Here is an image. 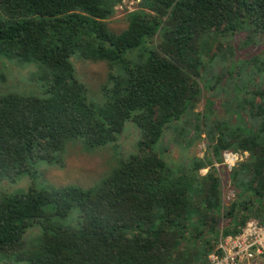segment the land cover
Masks as SVG:
<instances>
[{
  "label": "trees",
  "instance_id": "obj_1",
  "mask_svg": "<svg viewBox=\"0 0 264 264\" xmlns=\"http://www.w3.org/2000/svg\"><path fill=\"white\" fill-rule=\"evenodd\" d=\"M124 1L0 0V55L38 63L48 81L42 95L0 94V183L31 177L26 189L0 194V256L208 264L221 237L251 219L264 226V58L235 72L230 43L236 34L245 46L264 35V0H140L115 33L109 20ZM73 55L108 64L102 103L92 101ZM205 90L216 98L199 112ZM130 121L142 134L137 152L97 184H35L38 163L64 167L71 143L96 153ZM171 131L180 145L205 137L207 155L167 160V145L156 147ZM225 151L248 154L228 174L237 195L227 207L216 167ZM36 226L41 233L28 244Z\"/></svg>",
  "mask_w": 264,
  "mask_h": 264
},
{
  "label": "rangeland",
  "instance_id": "obj_2",
  "mask_svg": "<svg viewBox=\"0 0 264 264\" xmlns=\"http://www.w3.org/2000/svg\"><path fill=\"white\" fill-rule=\"evenodd\" d=\"M139 3L140 0H126L116 8L115 15L109 20V27L113 32L121 33L127 28V15L137 10ZM243 39V35L236 34L233 41L230 42L234 46L236 56L233 61L235 65L233 66L232 61H229L228 66L232 65L237 68L235 72L238 73L243 68L245 61H251L255 57L264 58V35L258 37L256 44L247 46L244 45ZM72 62L78 76L91 89L90 96L92 101L96 104L102 103L101 86L107 78L109 71L108 64L106 62L93 63L82 59L78 55L72 56ZM249 70L246 72L248 73ZM217 71L220 72V67L217 68ZM44 77L45 71L38 63H21L13 57L0 55V94L17 92L42 95L48 83ZM203 84L205 85L206 83L204 82ZM213 93V91L209 90L204 91L205 98L199 103L197 111L202 112L204 110L207 97L216 98ZM220 106L219 100L216 108L220 109ZM172 138L174 139V133L172 131L168 132L165 143L162 140L156 147L158 150L164 144L167 145L168 148L164 152V157L171 162L177 163L193 157L204 158L208 153L205 137L190 146L184 143L181 145L175 144ZM141 139L142 134L140 129L134 122L130 121L126 123L116 143L101 147L96 150V153H86L79 145L71 143L65 156L64 167L59 168L40 162L35 165L36 173L33 180L39 187H61L74 184L83 188H89L97 184L119 161L127 159L130 155L136 153L138 150L137 145ZM241 154L243 161L248 158L247 153ZM216 167H218V174L221 179L223 204L227 207L235 200L237 190L230 181L228 176L230 170L224 165V160L222 164H216ZM208 170V168L202 170L201 174L205 175ZM30 179V176H22L15 183L5 179L0 183V194L13 195L22 189H26L31 183ZM221 227L224 228V224ZM40 231V228L37 226L30 229L24 237L25 242L34 245L41 233ZM0 264L30 263L28 261L17 262L14 256H0Z\"/></svg>",
  "mask_w": 264,
  "mask_h": 264
},
{
  "label": "built area",
  "instance_id": "obj_3",
  "mask_svg": "<svg viewBox=\"0 0 264 264\" xmlns=\"http://www.w3.org/2000/svg\"><path fill=\"white\" fill-rule=\"evenodd\" d=\"M223 160L232 170L243 157L241 153L225 151ZM208 264H264V226L252 219L240 234L221 237Z\"/></svg>",
  "mask_w": 264,
  "mask_h": 264
}]
</instances>
